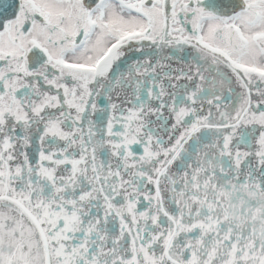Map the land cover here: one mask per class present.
<instances>
[{"label":"snow or ice","instance_id":"1","mask_svg":"<svg viewBox=\"0 0 264 264\" xmlns=\"http://www.w3.org/2000/svg\"><path fill=\"white\" fill-rule=\"evenodd\" d=\"M0 264H264V0H0Z\"/></svg>","mask_w":264,"mask_h":264}]
</instances>
